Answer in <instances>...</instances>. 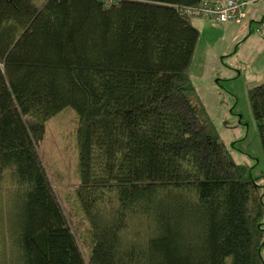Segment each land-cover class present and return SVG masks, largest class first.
I'll return each mask as SVG.
<instances>
[{
    "label": "trees",
    "instance_id": "trees-1",
    "mask_svg": "<svg viewBox=\"0 0 264 264\" xmlns=\"http://www.w3.org/2000/svg\"><path fill=\"white\" fill-rule=\"evenodd\" d=\"M201 2L0 0V215L18 264H264V193L189 74L184 10ZM249 98L264 155V82ZM65 109L87 257L39 153Z\"/></svg>",
    "mask_w": 264,
    "mask_h": 264
},
{
    "label": "rangeland",
    "instance_id": "rangeland-1",
    "mask_svg": "<svg viewBox=\"0 0 264 264\" xmlns=\"http://www.w3.org/2000/svg\"><path fill=\"white\" fill-rule=\"evenodd\" d=\"M206 41L205 36L201 46L206 44ZM216 48L212 49L213 54L219 45ZM232 55L233 52L224 56L222 61H214L215 53L214 57L211 56V59L207 60V70L216 74L215 80L220 81L224 92L204 93L207 96L202 95L203 102L210 118L216 124L221 141L231 150L235 162L252 169V175L264 193V155L249 98V91L252 89L249 81L262 78L259 85L264 82V55L260 60H257V56L254 60L238 64L229 60ZM235 63L237 67H234ZM191 67L193 73L195 66ZM78 123V116L72 109H65L48 121L39 153L53 189L78 242L83 245V254L87 257L88 250L83 243L89 239V225L75 200L79 183ZM11 228L12 225L4 223L0 215V264H18L15 247L9 236Z\"/></svg>",
    "mask_w": 264,
    "mask_h": 264
},
{
    "label": "crops",
    "instance_id": "crops-1",
    "mask_svg": "<svg viewBox=\"0 0 264 264\" xmlns=\"http://www.w3.org/2000/svg\"><path fill=\"white\" fill-rule=\"evenodd\" d=\"M245 13V20L239 25L221 24L199 17L191 20L193 26L198 29L200 37L191 64L195 66V69L192 73V67H190L189 74L202 102L204 101L203 96H207L204 93L223 92L220 82L215 80L216 74L212 70H207V60L211 59V56L214 57L216 53L214 61H222L224 56L233 52L229 60L236 61L238 64L242 61L245 63L254 60L257 56V60H260V57L264 55V35L258 36L253 32L255 25L264 21V0L250 5ZM205 36L207 37L206 44L201 46L202 38ZM218 45V50H215L213 54V50L217 49ZM237 64H233L234 67H237ZM251 81H249L250 87L254 88L259 85L262 78L258 80L255 78Z\"/></svg>",
    "mask_w": 264,
    "mask_h": 264
},
{
    "label": "built area",
    "instance_id": "built-area-1",
    "mask_svg": "<svg viewBox=\"0 0 264 264\" xmlns=\"http://www.w3.org/2000/svg\"><path fill=\"white\" fill-rule=\"evenodd\" d=\"M261 0H206L197 6L184 10L187 16L213 20L221 24H241L246 17L247 8ZM253 32L258 36L264 35V21L255 25ZM3 69V65L0 64Z\"/></svg>",
    "mask_w": 264,
    "mask_h": 264
}]
</instances>
